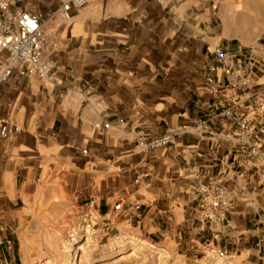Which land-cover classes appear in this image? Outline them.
Masks as SVG:
<instances>
[{
	"label": "crops",
	"instance_id": "crops-1",
	"mask_svg": "<svg viewBox=\"0 0 264 264\" xmlns=\"http://www.w3.org/2000/svg\"><path fill=\"white\" fill-rule=\"evenodd\" d=\"M67 1L20 0L56 46L46 74L14 70L0 84V264H20L37 215L85 205L103 228L174 256L214 248L264 264V122L222 70L214 94L199 69L221 66L217 49L233 66L264 65V43L249 40L264 0H86L66 15ZM254 81L264 92V70ZM185 127L171 145H140ZM209 183L230 199L224 221L198 218Z\"/></svg>",
	"mask_w": 264,
	"mask_h": 264
},
{
	"label": "built area",
	"instance_id": "built-area-1",
	"mask_svg": "<svg viewBox=\"0 0 264 264\" xmlns=\"http://www.w3.org/2000/svg\"><path fill=\"white\" fill-rule=\"evenodd\" d=\"M85 3L86 0H68L63 5V11L67 15L72 5L82 6ZM55 46L44 32L43 23L37 13L25 10L20 0H0V84L7 80L14 70L21 75L46 74L51 68L48 57ZM216 54L221 63L220 67L215 64L199 67L210 85V91L218 94L226 89L220 88L216 76L219 70H222V73L228 77L227 88L249 95L251 102L247 108L264 122V92L256 89L254 81V74L258 70H264V65L249 56L247 63L233 66L227 63L226 55L222 50L217 49ZM224 114L233 118L241 129H247L248 124L239 119L233 109L228 108ZM204 125L205 123L194 122L193 128L200 132ZM104 126L108 128L109 124ZM188 131V127H185L160 138L141 141L140 145L150 148L165 147L175 142V133ZM1 135L7 136L6 125L2 126ZM199 193L198 218L209 223L224 221L231 202L223 188L217 183L201 184Z\"/></svg>",
	"mask_w": 264,
	"mask_h": 264
},
{
	"label": "rangeland",
	"instance_id": "rangeland-1",
	"mask_svg": "<svg viewBox=\"0 0 264 264\" xmlns=\"http://www.w3.org/2000/svg\"><path fill=\"white\" fill-rule=\"evenodd\" d=\"M251 24L259 33L249 38L250 45L264 43V13L257 14ZM49 212L37 215L39 223L30 224L23 231L20 264H59L58 252L64 250V242L70 243L67 245L70 250H77L78 264H235L231 257L214 248H205L197 257L184 259L149 244L133 231L103 228L99 214L90 206H71L64 215H57L51 206ZM86 225L91 227L89 234L83 230ZM119 242L124 250L116 252Z\"/></svg>",
	"mask_w": 264,
	"mask_h": 264
},
{
	"label": "bare ground",
	"instance_id": "bare-ground-1",
	"mask_svg": "<svg viewBox=\"0 0 264 264\" xmlns=\"http://www.w3.org/2000/svg\"><path fill=\"white\" fill-rule=\"evenodd\" d=\"M84 221H86V220H84ZM83 230L85 231L86 234H89V232L91 231L90 225L84 226ZM69 244L68 243L65 244V242H64V245H63L64 250L61 252H58V255L60 256L59 264H78L80 257L77 254V250H75V251L70 250V248L67 246ZM117 245L118 246L116 247V249H117L116 252H120V251L124 250V245L122 242H119ZM132 248H134L133 245H132L131 249Z\"/></svg>",
	"mask_w": 264,
	"mask_h": 264
}]
</instances>
